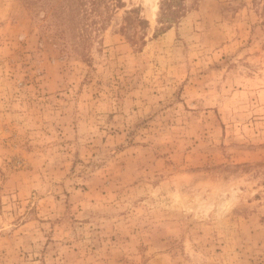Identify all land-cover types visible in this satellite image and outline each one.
<instances>
[{"label": "rangeland", "instance_id": "1", "mask_svg": "<svg viewBox=\"0 0 264 264\" xmlns=\"http://www.w3.org/2000/svg\"><path fill=\"white\" fill-rule=\"evenodd\" d=\"M0 264H264V0H0Z\"/></svg>", "mask_w": 264, "mask_h": 264}, {"label": "bare ground", "instance_id": "2", "mask_svg": "<svg viewBox=\"0 0 264 264\" xmlns=\"http://www.w3.org/2000/svg\"><path fill=\"white\" fill-rule=\"evenodd\" d=\"M145 1L150 6L151 15H152V17H154L155 16V10L157 8V0H145Z\"/></svg>", "mask_w": 264, "mask_h": 264}]
</instances>
